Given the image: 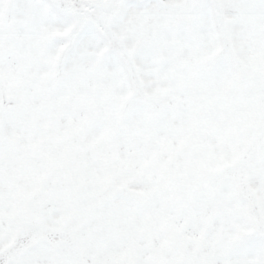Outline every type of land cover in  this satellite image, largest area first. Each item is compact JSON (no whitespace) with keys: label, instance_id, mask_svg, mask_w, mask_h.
Returning a JSON list of instances; mask_svg holds the SVG:
<instances>
[{"label":"snow or ice","instance_id":"6c2138e0","mask_svg":"<svg viewBox=\"0 0 264 264\" xmlns=\"http://www.w3.org/2000/svg\"><path fill=\"white\" fill-rule=\"evenodd\" d=\"M0 264H264V0H0Z\"/></svg>","mask_w":264,"mask_h":264}]
</instances>
